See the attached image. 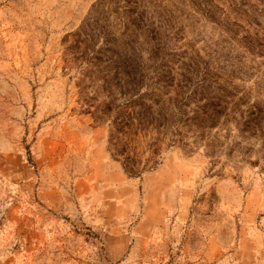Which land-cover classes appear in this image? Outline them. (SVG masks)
<instances>
[{
    "label": "rangeland",
    "instance_id": "obj_1",
    "mask_svg": "<svg viewBox=\"0 0 264 264\" xmlns=\"http://www.w3.org/2000/svg\"><path fill=\"white\" fill-rule=\"evenodd\" d=\"M0 264H264V0H0Z\"/></svg>",
    "mask_w": 264,
    "mask_h": 264
}]
</instances>
